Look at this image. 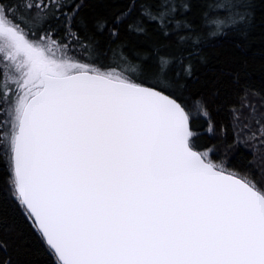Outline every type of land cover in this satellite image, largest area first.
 I'll use <instances>...</instances> for the list:
<instances>
[{
  "label": "snow or ice",
  "instance_id": "snow-or-ice-1",
  "mask_svg": "<svg viewBox=\"0 0 264 264\" xmlns=\"http://www.w3.org/2000/svg\"><path fill=\"white\" fill-rule=\"evenodd\" d=\"M256 11L0 0V190L45 264H264V93L228 104L218 140L186 102L207 46ZM11 247L0 236V264H20Z\"/></svg>",
  "mask_w": 264,
  "mask_h": 264
},
{
  "label": "trees",
  "instance_id": "trees-1",
  "mask_svg": "<svg viewBox=\"0 0 264 264\" xmlns=\"http://www.w3.org/2000/svg\"><path fill=\"white\" fill-rule=\"evenodd\" d=\"M257 11L253 27L247 36L232 33L211 42L206 48L207 60L197 66L188 82L187 104L192 123L203 138L218 140L220 126L228 123L226 108L235 103L245 88L264 93V3L256 0ZM206 103L215 135L207 132L209 120L198 108ZM229 128L226 143H231ZM246 158L247 154H245ZM262 161H257V164ZM2 180V170H0ZM0 236L12 245L9 253L20 264H45L31 233L15 210L7 192L0 190Z\"/></svg>",
  "mask_w": 264,
  "mask_h": 264
}]
</instances>
